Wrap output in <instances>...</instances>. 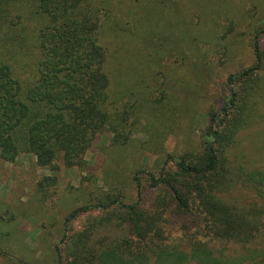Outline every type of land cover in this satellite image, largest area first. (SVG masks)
Listing matches in <instances>:
<instances>
[{"label":"trees","instance_id":"trees-1","mask_svg":"<svg viewBox=\"0 0 264 264\" xmlns=\"http://www.w3.org/2000/svg\"><path fill=\"white\" fill-rule=\"evenodd\" d=\"M182 3L0 0V159L13 162L19 154L30 153L38 167L54 173L60 164L84 168L88 149L107 130L115 146L129 143L134 132H145L156 141L157 163H162L155 172L137 164L135 200L124 202L106 193L95 203L70 210L61 241L80 214L94 209L102 213L68 237L67 256L54 245L57 264H264V168L234 166L230 157L238 132L255 122L264 70L260 44L264 29L251 34L253 64L227 74V98L220 108L207 110L200 151L175 156L164 150L168 130L156 122L140 123L148 111L161 119L165 113V119L177 116L162 83L147 90H138L136 83L123 91L113 90L122 83L118 70L113 69L115 75L108 71L115 57L120 67L122 58L144 56L143 70L166 79L180 71L167 60L181 67L186 58L177 56L179 50L200 49L198 41L192 42L188 23L171 29L155 43L156 50L147 43L155 39V26L169 29L167 23L156 24L167 14L181 24L182 10L188 7ZM142 26L146 30L153 26L143 32L147 42L139 38ZM109 41L115 43L114 49ZM20 49L29 61L16 57ZM140 174L146 175L150 188L160 191L152 207L143 203ZM56 183L55 174L37 181L43 189ZM234 186L251 191L261 201L241 205L229 201L224 192ZM171 213L193 217L198 223L194 230L185 225L183 232L166 233ZM111 227L119 228L116 234L101 232Z\"/></svg>","mask_w":264,"mask_h":264},{"label":"rangeland","instance_id":"rangeland-1","mask_svg":"<svg viewBox=\"0 0 264 264\" xmlns=\"http://www.w3.org/2000/svg\"><path fill=\"white\" fill-rule=\"evenodd\" d=\"M181 1L188 7L182 10L180 25L167 14L163 21L155 23H167L169 29L163 31L155 26V39L149 43L142 35L153 26L146 30L142 17L143 28H140L139 37L156 50L155 43L166 38L171 29H180L188 23L192 42L198 41L201 47L197 52L178 51L177 56H181L182 60L186 58L183 67L174 64L171 59L167 60L168 64L180 70L178 73L164 79L162 74L153 70L145 72V57L137 55L132 59L131 53V59L120 60V67L116 57L115 63L111 59L108 66L109 74L115 75L113 69L118 70L116 76L122 81L113 86L114 91L128 89L126 86H134L133 83L138 90H147L161 83L164 85L169 103H174L171 112H176L177 116L171 118L167 113L169 118L165 119V113L161 119L148 111V117H145L148 120L143 119L140 123L144 125L147 122L148 125L149 122H156L163 130H168L164 150L175 156L183 151L203 149L202 137L209 120L207 110L210 107L220 108L227 98L226 75L253 64L251 34L254 30L264 29V0ZM137 44L143 45L142 42ZM260 44L264 53V33ZM109 45L111 49L116 46L110 41ZM20 51L16 57H26L29 61V55ZM146 58L152 61V58ZM162 67L161 71L167 69V66ZM260 73L262 87L252 118L255 122L241 129L236 136L231 148L233 155H230L231 165L234 166L243 163L249 167L264 168V70ZM130 137L126 145L115 146L111 142V133L105 130L97 135L85 154L87 164L84 168H65L60 164L55 173L47 167H38L30 153L19 154L13 162L0 159V264H57L54 245L58 244L62 256H67L71 251L68 237L81 230L86 221L102 213L94 209L80 214L71 221L67 237L61 241L64 218L70 210L82 204L95 203L99 195L106 193L124 202L135 200L133 173L137 164L155 172L162 163H157L156 141L149 140L145 132H134ZM53 174L57 178L56 185L44 189L37 185L42 176ZM140 181L145 185L143 203L152 207L160 191L148 186L145 174H140ZM224 195L240 205L257 202L251 191L240 186L232 187ZM197 223L193 217L186 219L183 215L171 213L165 232L178 234L183 232L181 228L185 225L194 230ZM117 230L119 228L111 227L101 232L116 234Z\"/></svg>","mask_w":264,"mask_h":264}]
</instances>
